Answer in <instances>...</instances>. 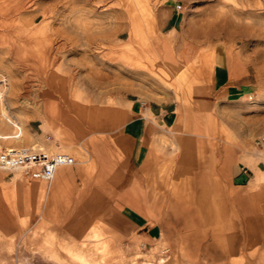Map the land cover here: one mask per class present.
<instances>
[{"label": "rangeland", "instance_id": "1", "mask_svg": "<svg viewBox=\"0 0 264 264\" xmlns=\"http://www.w3.org/2000/svg\"><path fill=\"white\" fill-rule=\"evenodd\" d=\"M175 5L177 24L167 31L166 10ZM159 40L190 49L194 66L226 63L245 95L217 109L223 141L244 154L256 144L264 149V0H0V147L44 150L34 132L40 121L47 130L48 99L64 86L48 79L77 81L68 114L60 117L69 125L111 122L96 114V91L105 93V108L134 97L184 101L192 71L160 62L152 48ZM7 128L13 135H3ZM0 173L22 179L27 203L26 186L44 185L35 169ZM30 205L22 229H7L0 264H264V226L255 212L241 218L223 207L184 212L172 235L196 231L207 242L168 248L114 240L90 203L72 205L65 213L71 219L56 227L47 217L53 213L44 206L32 212Z\"/></svg>", "mask_w": 264, "mask_h": 264}, {"label": "crops", "instance_id": "2", "mask_svg": "<svg viewBox=\"0 0 264 264\" xmlns=\"http://www.w3.org/2000/svg\"><path fill=\"white\" fill-rule=\"evenodd\" d=\"M178 16L172 7L166 10L167 31L175 29ZM152 48L165 65L190 67L187 105L150 96L105 108V93L96 91V114L111 117V122L69 125L60 117L68 114L72 83L77 81L68 76L48 79L63 84V92L54 88L43 112L47 130L39 128L40 121L33 139L48 153L71 155L74 163L58 167L50 181L40 180L43 186L28 184L29 203L22 179L0 173V244L6 243L7 229H22L25 204H31L32 212L44 206L56 223L71 219L65 213L72 205L90 203L114 240L168 248L207 242L196 231L172 235L184 212L215 213L223 207L239 218L255 212L264 226L263 144L244 154L240 146L225 143L217 115L219 106H230L245 95L231 69L225 62L194 66L190 49L163 47L160 40ZM2 132L13 135L12 129Z\"/></svg>", "mask_w": 264, "mask_h": 264}, {"label": "built area", "instance_id": "3", "mask_svg": "<svg viewBox=\"0 0 264 264\" xmlns=\"http://www.w3.org/2000/svg\"><path fill=\"white\" fill-rule=\"evenodd\" d=\"M179 5L174 6L178 11ZM5 82L0 78V95ZM74 163L71 155L63 152L48 153L42 148L22 149L0 147V168L20 169L24 173L35 169L41 181L48 182L52 179L56 169L62 166H70Z\"/></svg>", "mask_w": 264, "mask_h": 264}]
</instances>
